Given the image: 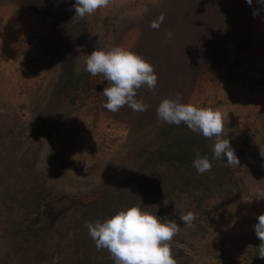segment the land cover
<instances>
[{
    "label": "rangeland",
    "instance_id": "rangeland-1",
    "mask_svg": "<svg viewBox=\"0 0 264 264\" xmlns=\"http://www.w3.org/2000/svg\"><path fill=\"white\" fill-rule=\"evenodd\" d=\"M74 2L0 0V264H114L85 222L132 205L181 227L177 264H264L253 228L264 213V6L111 0L80 19ZM114 46L154 66L155 94L137 91L144 112L104 109L107 81L84 71V55ZM177 93L222 113L237 166L157 119ZM194 149L211 171L196 172Z\"/></svg>",
    "mask_w": 264,
    "mask_h": 264
},
{
    "label": "clouds",
    "instance_id": "clouds-1",
    "mask_svg": "<svg viewBox=\"0 0 264 264\" xmlns=\"http://www.w3.org/2000/svg\"><path fill=\"white\" fill-rule=\"evenodd\" d=\"M246 2L252 4V0ZM110 3L111 0H75L72 8L75 9V16L83 19L100 8L108 7ZM257 3L264 6V0H257ZM163 21L164 15L160 14L150 22L149 27L159 30ZM84 57V71L93 77L101 75L107 81L102 91L106 98L104 109L112 113L124 106L136 112L148 109V105L137 99V91L144 87L155 94L158 76L150 62L120 46L108 50L95 48ZM155 111L160 122L177 126L183 123L191 132L212 140L213 159L224 158L230 166L238 165V157L229 139L224 138L223 115L218 109L183 103L181 95L177 93L174 99L163 98ZM194 152L192 166L196 172L203 174L211 171L209 158L201 156L196 149ZM260 154L264 157V152ZM179 218L184 226L191 227L197 214L187 211ZM256 220L253 228L260 241L257 256L264 259V213L258 215ZM85 227L96 248L107 250L114 264H177L172 254V242L181 227L175 220L167 217L161 219L143 210L140 205L121 209L103 221H86Z\"/></svg>",
    "mask_w": 264,
    "mask_h": 264
},
{
    "label": "crops",
    "instance_id": "crops-1",
    "mask_svg": "<svg viewBox=\"0 0 264 264\" xmlns=\"http://www.w3.org/2000/svg\"><path fill=\"white\" fill-rule=\"evenodd\" d=\"M241 7H243V6H241ZM247 14H249V11L247 10ZM219 22H217V21H214V23H213V27H214V29L215 30H218L219 29V24H218ZM221 27V26H220ZM217 33H218V31H217ZM259 57V56H258Z\"/></svg>",
    "mask_w": 264,
    "mask_h": 264
}]
</instances>
